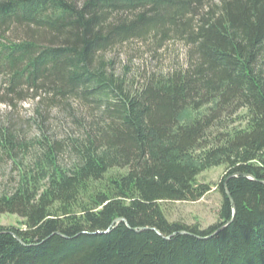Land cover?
<instances>
[{"label": "trees", "instance_id": "trees-1", "mask_svg": "<svg viewBox=\"0 0 264 264\" xmlns=\"http://www.w3.org/2000/svg\"><path fill=\"white\" fill-rule=\"evenodd\" d=\"M213 1L0 0L9 87L91 108L70 168L43 137L0 194L22 219L0 226V264H264V0ZM148 35L184 41L189 65L136 85L109 72L105 51ZM24 146L0 129L6 154ZM218 166L217 221H168L161 203L197 201Z\"/></svg>", "mask_w": 264, "mask_h": 264}, {"label": "rangeland", "instance_id": "rangeland-1", "mask_svg": "<svg viewBox=\"0 0 264 264\" xmlns=\"http://www.w3.org/2000/svg\"><path fill=\"white\" fill-rule=\"evenodd\" d=\"M214 0L213 2H216ZM23 33H16L21 38ZM190 47L182 40L170 37L167 40L153 35L145 39H129L102 54L103 61L109 63V72L126 77L127 82H141L153 73L169 72L189 65ZM0 71V129L10 132L17 142L25 144L16 153L6 154L0 148V194L11 193L18 185L23 171L32 168L40 153L39 142L46 137L51 141L62 143L58 161L61 166L70 168L75 163L74 154L69 148V140L79 139L82 128L76 121L90 122L91 108L85 102L69 99L62 104L46 102V96L33 97L26 87H9L8 73ZM17 87V86H16ZM49 97V96H48ZM96 112V111H95ZM243 114V113H240ZM224 168L222 166L203 171L197 180L210 184L211 190L197 201L163 202L165 218L170 222L185 225L198 224L202 229L217 221L221 194L213 186L218 184ZM22 219L17 215L3 214L0 226L22 227Z\"/></svg>", "mask_w": 264, "mask_h": 264}, {"label": "water", "instance_id": "water-1", "mask_svg": "<svg viewBox=\"0 0 264 264\" xmlns=\"http://www.w3.org/2000/svg\"><path fill=\"white\" fill-rule=\"evenodd\" d=\"M226 195H227V197L230 199V196L228 195V193H226ZM230 201H231V204L233 205V202H232V200L230 199ZM234 215V209L232 210V216ZM120 221H122V219H116L115 221H114V223H117V222H120ZM219 230H221V228L219 229ZM219 230H217V231H219Z\"/></svg>", "mask_w": 264, "mask_h": 264}]
</instances>
